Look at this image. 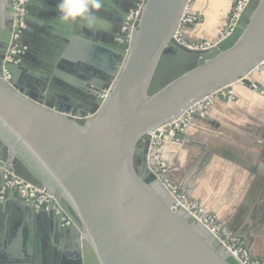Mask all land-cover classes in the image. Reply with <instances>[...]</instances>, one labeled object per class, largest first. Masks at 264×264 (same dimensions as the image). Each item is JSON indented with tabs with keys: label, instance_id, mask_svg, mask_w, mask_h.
Listing matches in <instances>:
<instances>
[{
	"label": "water",
	"instance_id": "1",
	"mask_svg": "<svg viewBox=\"0 0 264 264\" xmlns=\"http://www.w3.org/2000/svg\"><path fill=\"white\" fill-rule=\"evenodd\" d=\"M104 1L110 34L89 44L75 31L61 39L59 0H28L17 43L25 50L11 62L13 9L0 0V188L10 173L55 200L37 207L7 189L0 208L12 203L26 210V220L47 217L53 230L46 264H239L227 251L236 249L180 206L150 166L151 134L163 136L158 130L192 104L263 63L264 0H247L231 33L209 49L194 43L203 48L193 66L176 39L191 0H144L130 40L126 21L139 0ZM61 65L98 83L74 97L71 86H58ZM16 228L13 240L22 230ZM233 234L245 244L240 254L251 256L247 241Z\"/></svg>",
	"mask_w": 264,
	"mask_h": 264
},
{
	"label": "rangeland",
	"instance_id": "2",
	"mask_svg": "<svg viewBox=\"0 0 264 264\" xmlns=\"http://www.w3.org/2000/svg\"><path fill=\"white\" fill-rule=\"evenodd\" d=\"M244 1L232 2L230 12L225 16L227 23L222 36L228 32L231 11ZM128 36L129 33L126 34ZM201 42L209 45V49L217 40ZM187 44L186 47L191 50L202 51L200 45ZM247 79L250 84L237 85L238 92H234L235 86L222 91L220 95L208 97L195 111H187L180 123L168 127L170 136L155 137L153 144L156 149L152 150L150 157L154 171L159 173L179 204L199 217L201 223L225 245L237 251H240L242 244L235 238L233 232L238 229L233 226L240 217L249 178L264 177V168L261 167L264 156V108L260 107L264 102V62ZM256 84L263 90L260 91ZM241 96L245 106L244 109L242 107V115H238L235 106ZM216 105L231 109L233 116L221 111L214 113ZM206 117H213L218 127L223 129L210 127L204 121ZM236 151H242V154L237 155ZM230 157L235 160L228 159ZM238 160L251 163L248 165L250 168L244 167ZM262 198L263 202L264 193ZM246 222V228L256 227L254 220ZM250 237L252 242L253 237ZM260 242L264 243L262 240ZM245 257L249 258V264H264L258 259L253 260L252 255Z\"/></svg>",
	"mask_w": 264,
	"mask_h": 264
},
{
	"label": "crops",
	"instance_id": "3",
	"mask_svg": "<svg viewBox=\"0 0 264 264\" xmlns=\"http://www.w3.org/2000/svg\"><path fill=\"white\" fill-rule=\"evenodd\" d=\"M233 1L235 0H191V4H189L188 7V15L193 21L182 27L181 33L183 39L192 43L201 42L206 39H216L218 41V39L222 36L221 33L226 28L225 24L227 23V20L225 16L230 12L229 10ZM102 3L103 7L99 12L98 19L95 21L94 29L89 30L85 27L83 22L75 24L61 23V33L63 32V34H61V39H66L67 34L70 33V31H75L77 39L86 41V43L89 44H95L99 33L108 36L110 34L109 26L111 19L107 17V7H104L106 6V1L102 0ZM34 40L30 34L25 35L24 42L27 45H31L33 50H37V42ZM69 70L72 72L74 71V74L69 72ZM58 76L61 80L58 83L59 88L62 91H65L61 87L62 84L71 86L73 88V92H70V94L74 97L80 94L74 93V90L80 91L82 90L80 88L83 86L98 83L97 76L92 74L87 75L86 73L82 74L77 68L71 69L70 67L63 65H61V70ZM57 93L60 96L61 94L64 95V92L61 91H58ZM60 96L53 97L59 102L64 101V99L62 100ZM218 111L225 113V115L231 114L233 116L231 109H225L219 105L215 108L214 113L218 114ZM236 113H238V115L242 114L239 113V111H236ZM212 118L213 117H206L204 118V121L210 125V127L222 130L223 128H219L218 123H216ZM238 153L237 155H240L242 154V151H240L239 154ZM226 155L227 154L224 156ZM228 159L235 160V158L231 157ZM238 161L241 165H244V167L250 168L249 166L251 163H247L244 160ZM262 162L263 165H261V167L263 166L262 168H264V156ZM263 193L264 177L258 178L253 176L251 179L249 178L247 191L244 192L245 199L240 209V216H243L244 212H246L245 218L242 220L241 224L235 227L238 229L236 232H238L247 241V248L251 255L254 259H258L262 263H264V243H261L260 240H262V242L264 241V237L262 235L264 234V201H261L263 199ZM26 216L27 213L24 208L18 209V207H15L12 203L0 208V264H11L10 262H15L17 264L47 263L49 258L48 246L51 244L50 234L53 230L51 227L52 225L46 216H40L38 220H35L34 218L26 220ZM249 219L251 221H255V228H246V221ZM17 225H20L22 230L20 231L18 238L13 240L12 230L14 228L17 229ZM27 230H32V232H28ZM32 233L36 236L35 239L28 238V235H31ZM250 235L253 237L252 242L250 241ZM238 241L242 244V246H245L244 242L240 240ZM59 242V239L56 240L57 246L59 245ZM77 244L81 250V241H77Z\"/></svg>",
	"mask_w": 264,
	"mask_h": 264
},
{
	"label": "built area",
	"instance_id": "4",
	"mask_svg": "<svg viewBox=\"0 0 264 264\" xmlns=\"http://www.w3.org/2000/svg\"><path fill=\"white\" fill-rule=\"evenodd\" d=\"M27 2H28V0H10V5L13 9V12L10 16V21L12 23V29H11L10 46H9V51L7 53L6 59L8 61H11V62L15 61L14 57L16 55H21L24 52L23 50H25L24 47L22 49L18 48L17 43L20 40L21 31L23 29H25V27H26L25 22H24V17L26 14ZM143 2H144V0H139L138 6L134 10H132L127 17V21H126V25L128 28L127 34L129 33V36L126 37L127 40H130V38L132 36L134 27L136 26L137 21L139 19V15L141 12ZM246 3H247V0H245L243 3L242 2L239 3L238 6L233 10L231 21L228 22L229 23L228 28H227L228 32L225 36L223 35L222 38L228 36L231 33L241 11H242L243 7L246 5ZM190 22H191L190 16L188 14H186L185 19L182 22V25H186ZM181 29H182V26L179 28V30L176 34V39L179 42H181L182 44H184L185 46H187L188 44L185 41H183V39H182ZM16 30H19V31H16ZM208 46L209 45H207V47ZM190 49H192V48H190ZM7 189H11V190L15 191L21 199H24V200H27L30 202H34L37 207L55 204L54 198L46 190H39V189L33 187L32 185L28 184L27 182L13 176L10 173H8V177L5 181L4 186L2 188H0V193H3ZM242 254H245V256H247L246 253H242ZM238 262H239V264H243L240 261H238ZM249 263H250L249 258L244 257V264H249Z\"/></svg>",
	"mask_w": 264,
	"mask_h": 264
},
{
	"label": "clouds",
	"instance_id": "5",
	"mask_svg": "<svg viewBox=\"0 0 264 264\" xmlns=\"http://www.w3.org/2000/svg\"><path fill=\"white\" fill-rule=\"evenodd\" d=\"M102 7V0H59L56 10L61 23L83 22L85 27L92 30Z\"/></svg>",
	"mask_w": 264,
	"mask_h": 264
},
{
	"label": "bare ground",
	"instance_id": "6",
	"mask_svg": "<svg viewBox=\"0 0 264 264\" xmlns=\"http://www.w3.org/2000/svg\"><path fill=\"white\" fill-rule=\"evenodd\" d=\"M10 46V45H9ZM196 50H191V49H189V51H187V52H189L190 54H188V56H186V59L187 58H189V59H187V62H189L188 63V65H190V66H193V65H195V63H196V61H197V59L199 58V55L195 52ZM264 62V61H263ZM259 67H260V65H259ZM258 68V67H257ZM256 69V68H255ZM247 77H242V79H240L236 84H234V85H232V86H228V88H225V89H228V90H230V89H232L233 87H235V88H233V89H235V91L234 92H238V87H237V85H244V83H246L247 82ZM223 91V90H222ZM221 90L219 91V90H217L216 92H214L212 95H209V96H205V97H203L202 99H200L199 101H197L195 104H192V106H190L186 111H184L183 112V114L181 115V117L187 112V111H195L200 105H202L203 104V102L205 101V100H207V98L208 97H210V96H214L215 94L216 95H220L221 94V92H222ZM243 97L241 96V98H239V100L237 101V106H235V108L237 107V110L236 111H239V113H242L243 112V109H244V106H245V104H244V101H243ZM217 106V105H216ZM242 107H243V109H242ZM261 108L263 107L264 108V102H262V106H260ZM240 115H242V114H240ZM181 117H179V118H177V120L175 121V122H173L171 125H175L176 123L178 124V123H180L181 122ZM171 125H169V126H171ZM169 126H167V127H169ZM166 127V128H167ZM166 128H161V129H159L158 130V133L159 134H163V136H170L171 135V132H169L167 135H166ZM170 138V137H169ZM155 136H154V134H151V145H152V143H153V141H155ZM170 140V139H169ZM149 162H150V160H149ZM151 165H154V164H150V166ZM180 205V204H179ZM181 206V205H180ZM184 208V207H183ZM186 209V208H185ZM187 211H189L188 209H186ZM245 213L246 212H244V214H243V216H240L239 218H238V220H236L237 222L236 223H234V226L233 227H237V225H239V224H241V222H242V220L245 218ZM196 217V219H197V221L200 223V224H202L201 223V221L199 220V217H197V216H195ZM203 225V224H202ZM233 225V224H232ZM229 253H230V255H232L234 258H236L238 261H240L241 263H243L244 264V257H245V254H240V252H238V251H232V249H228L227 250ZM250 255H251V253H250Z\"/></svg>",
	"mask_w": 264,
	"mask_h": 264
},
{
	"label": "trees",
	"instance_id": "7",
	"mask_svg": "<svg viewBox=\"0 0 264 264\" xmlns=\"http://www.w3.org/2000/svg\"><path fill=\"white\" fill-rule=\"evenodd\" d=\"M233 13V11H231V14ZM230 14V15H231ZM231 18V17H230ZM230 262L232 263V264H236L234 261H232V260H230Z\"/></svg>",
	"mask_w": 264,
	"mask_h": 264
}]
</instances>
